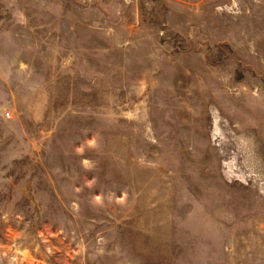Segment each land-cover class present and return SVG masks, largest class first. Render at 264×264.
Instances as JSON below:
<instances>
[{
	"label": "rangeland",
	"instance_id": "obj_1",
	"mask_svg": "<svg viewBox=\"0 0 264 264\" xmlns=\"http://www.w3.org/2000/svg\"><path fill=\"white\" fill-rule=\"evenodd\" d=\"M0 264H264V0H0Z\"/></svg>",
	"mask_w": 264,
	"mask_h": 264
}]
</instances>
